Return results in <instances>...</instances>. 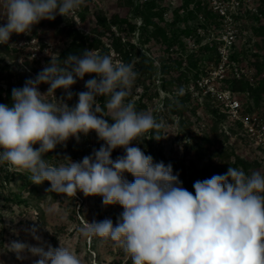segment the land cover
<instances>
[{
	"label": "clouds",
	"instance_id": "obj_1",
	"mask_svg": "<svg viewBox=\"0 0 264 264\" xmlns=\"http://www.w3.org/2000/svg\"><path fill=\"white\" fill-rule=\"evenodd\" d=\"M83 3L0 0V20L6 21L0 24V44H7L13 33L29 34L42 20L73 16ZM134 69V64L114 62L95 49L63 61L51 58L34 78L12 89L11 106L0 103V164L27 171L35 185L50 182L47 192L75 197L79 191L85 197H102L105 207L120 205L123 212L115 225L106 218L88 222L79 232L114 242L132 264H264V171L246 175L229 167L224 174L195 181L193 195L179 174H173L171 163L154 162L141 148L130 146L149 131L159 141V132L168 128L126 100L138 76ZM86 75L91 77L84 81L86 91L73 93L72 86ZM42 84L48 85L45 92L40 91ZM57 89L64 95L57 98ZM73 96L77 102L70 106L67 101ZM98 97L107 98L103 107ZM93 131L104 143L81 161L64 156L51 163L45 158L58 145L66 147L70 138L79 142L81 134ZM118 148L124 154L113 159ZM25 231L37 243L12 241L8 247L17 259L81 264L69 247L44 241L39 224Z\"/></svg>",
	"mask_w": 264,
	"mask_h": 264
},
{
	"label": "trees",
	"instance_id": "obj_2",
	"mask_svg": "<svg viewBox=\"0 0 264 264\" xmlns=\"http://www.w3.org/2000/svg\"><path fill=\"white\" fill-rule=\"evenodd\" d=\"M115 1L113 10L105 8L97 0L85 1L77 10L82 28L72 23L70 17L59 15L54 21L42 20L33 26L32 35L40 38L42 46L47 45V39L54 42V38L47 36L50 32L58 37L53 53L39 59L29 58V50L13 45L11 35L7 44L0 45V103L11 106L12 89L22 87L26 79L34 78L33 74H37L51 58L57 59L59 56L63 61L69 55L79 56L85 49H95L101 54L110 55L114 62L134 64L138 76L132 95L126 100L133 102L138 111L151 113L157 121L163 120L168 128L161 130L159 135L163 139L164 134L171 130L175 142L184 146V155L172 160L162 147V139H152V131L138 137L137 143L145 154L153 157L154 162L171 163L173 174H179L182 186L193 195L195 181L224 174L229 167L241 169L246 175L256 170L264 171L262 149L245 132L241 122L222 111L211 94L199 98L190 89L199 76L208 72V63L218 59V41L205 42L206 35L198 32L210 21L217 22L218 15L211 10L207 1ZM245 12L240 24L238 47L231 56L233 60L251 66L254 79L233 75L222 81L221 86L237 92L244 111L255 112L264 119V0L258 1L257 11L246 9ZM249 21L252 22L250 26ZM242 38L245 40L242 41ZM190 40L198 43L197 49L189 47ZM90 78L86 75L81 81L84 83ZM180 89H183L182 95L179 94ZM81 91H86L85 86L75 84L72 92ZM73 97L75 101L71 103L70 100L71 105L77 102V97ZM97 99L103 107L107 98ZM105 119L109 124L113 123L110 117ZM83 136L82 157L90 155L93 149L98 150L104 143L98 140L94 131ZM92 140L98 141L99 145H90ZM74 147L73 158L79 156L76 151L79 145ZM243 147H250L252 153H243ZM45 158L57 163L56 159H61V154L55 148ZM174 163L179 164V169ZM12 178L9 167L0 168L3 183ZM43 184L50 187L48 181ZM94 203L98 208L93 221L106 219L109 207L103 206L102 197L98 196ZM79 213L87 217L83 209ZM69 217L81 224L75 209ZM62 231L61 226L52 235L54 243L57 244ZM95 242L96 237L93 247ZM120 261L113 259L109 264H121Z\"/></svg>",
	"mask_w": 264,
	"mask_h": 264
},
{
	"label": "rangeland",
	"instance_id": "obj_3",
	"mask_svg": "<svg viewBox=\"0 0 264 264\" xmlns=\"http://www.w3.org/2000/svg\"><path fill=\"white\" fill-rule=\"evenodd\" d=\"M97 2L109 10H113L116 7L115 0H97ZM251 24L252 22L249 21L248 25L250 26ZM47 36L51 39L54 38V42L57 43L58 37L53 35L52 32ZM244 40L245 39L242 38V41ZM151 50H154V48ZM208 64L211 63L209 62ZM33 76L35 77L36 74H33ZM77 83L84 85L81 80ZM74 86L75 85L72 86L71 91ZM47 88L48 86L46 84L40 85L41 92H45ZM55 95L57 98L63 96L64 90L57 89ZM74 101L75 99L73 97L71 103ZM67 102L69 103V101ZM69 105L71 106L70 103ZM83 139L84 136L82 134L80 135L79 142H77L75 138H70V143L67 141L66 147L58 145L56 147V152L58 151L61 154V159H63L64 156H69L73 161H81L84 148ZM77 144L79 148L76 151L79 153V156L73 158L72 153L76 148L74 146ZM89 144L92 146L99 145L98 141L93 140ZM70 146H72V149ZM130 146H136L142 150V147H140L136 141H133ZM162 147L172 160H175L176 157L181 158L184 155V146H179L178 143L175 142L171 130L169 133L164 134ZM242 151L245 154H249L252 153L251 151L253 150L250 147H243ZM123 154V149L118 148L113 151L112 158L115 159L117 156ZM4 166L9 167V171L13 178L7 183H3L0 179V264H32L35 259H38V257L30 256L24 260L17 259L16 254L10 251L8 247L12 241L16 240L26 241L35 245L37 242L25 231V229L30 228L33 224L40 225L39 234L44 241L51 244L53 247H59L60 243L63 246L69 247V249L80 258L81 264H109L113 259L117 261L121 260V264H132L130 257L122 248L116 246L114 242L105 241L103 238L96 237V242L93 247L94 237L86 238L80 234L79 229L84 227L88 222H92L96 215L98 207L97 204H93V202L97 201L98 196L85 197L83 193L79 191L75 197L65 196L63 194L53 196V194L46 191V189H48L46 185H35L31 183L28 178L30 174L27 171L12 168L7 164H0V168ZM174 166L179 169V164L176 165V163H174ZM125 175L129 181L134 180L131 174L126 173ZM209 178H211V176H209ZM108 207L109 210L106 213V217L110 218L115 225L117 218L123 212V208L118 204ZM50 208L53 209L51 213L49 212ZM73 209L76 210L81 224L69 217ZM81 209L84 210L87 217L79 213ZM61 217H66V219H61ZM61 226L63 227V231L59 235L56 244L54 243L52 235L55 234Z\"/></svg>",
	"mask_w": 264,
	"mask_h": 264
},
{
	"label": "built area",
	"instance_id": "obj_4",
	"mask_svg": "<svg viewBox=\"0 0 264 264\" xmlns=\"http://www.w3.org/2000/svg\"><path fill=\"white\" fill-rule=\"evenodd\" d=\"M207 1L211 10L218 15L217 22L210 21L206 27L198 30L200 34L206 35L205 42L216 39L218 41L216 62L208 65V72L199 76L190 89L194 96L202 98L205 94H211L216 98L222 111L228 113L231 118L238 120L243 125L245 132L260 145L264 154V119L255 112L244 111L243 103L238 98L237 92L221 86V82L230 76H246L254 79V69L248 64H241L232 59V51L237 49L239 39L240 24L246 14V9L257 11L259 0H203ZM85 2V0H84ZM0 8V16L3 14ZM70 20L76 26L82 28V21L76 11L70 16ZM0 20V24L5 23ZM79 24V25H78ZM116 30V27H113ZM12 44L18 48L29 50L31 59H39L44 55L53 53L55 43L47 39V45L40 44V38L29 34H12ZM10 41V40H9ZM3 45V44H0ZM192 50L198 48V43L189 41Z\"/></svg>",
	"mask_w": 264,
	"mask_h": 264
}]
</instances>
